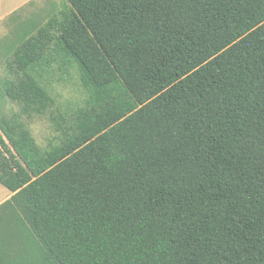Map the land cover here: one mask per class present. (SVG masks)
I'll return each mask as SVG.
<instances>
[{
    "label": "trees",
    "instance_id": "trees-1",
    "mask_svg": "<svg viewBox=\"0 0 264 264\" xmlns=\"http://www.w3.org/2000/svg\"><path fill=\"white\" fill-rule=\"evenodd\" d=\"M0 40V205L45 264H264V0H66ZM82 107L41 150L54 53ZM10 102L17 109L6 104Z\"/></svg>",
    "mask_w": 264,
    "mask_h": 264
},
{
    "label": "rangeland",
    "instance_id": "rangeland-1",
    "mask_svg": "<svg viewBox=\"0 0 264 264\" xmlns=\"http://www.w3.org/2000/svg\"><path fill=\"white\" fill-rule=\"evenodd\" d=\"M65 3L66 0H29L24 5L23 11L17 12V14L20 15V19L28 18L36 12L44 14L45 10L52 4L60 9ZM15 28L16 24L8 22L7 16L2 19L0 21V40L11 37ZM7 76L2 59H0V79ZM42 84L52 98L51 107L43 115L31 118L23 117V119L36 144L41 150H46L49 146L58 144L61 140V132L53 120L57 118V121L60 122L59 117L69 118L78 107L85 104L87 93L81 87L75 63L63 57L59 52L54 53L53 59L44 70ZM9 107L17 109V106L10 102L6 104L7 110H9ZM24 263L45 264L44 260L33 259L30 255Z\"/></svg>",
    "mask_w": 264,
    "mask_h": 264
},
{
    "label": "crops",
    "instance_id": "crops-1",
    "mask_svg": "<svg viewBox=\"0 0 264 264\" xmlns=\"http://www.w3.org/2000/svg\"><path fill=\"white\" fill-rule=\"evenodd\" d=\"M29 0H0V21L15 10L24 9ZM12 193L0 184V205L6 202ZM14 218L8 210H0V264H13L15 256L25 249L13 237Z\"/></svg>",
    "mask_w": 264,
    "mask_h": 264
}]
</instances>
